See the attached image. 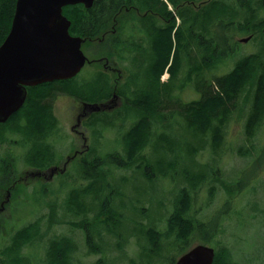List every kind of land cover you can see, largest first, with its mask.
<instances>
[{"label":"rangeland","instance_id":"1","mask_svg":"<svg viewBox=\"0 0 264 264\" xmlns=\"http://www.w3.org/2000/svg\"><path fill=\"white\" fill-rule=\"evenodd\" d=\"M224 1L229 5L228 12H242L240 18L248 22L252 30L248 32L251 35L247 41H239L247 34H234L233 39L237 44L235 51L231 52L232 58L226 57L217 67L207 70L205 73L210 79L228 72L241 56L260 54V59L264 56V25L261 22L264 10L261 0L252 3L256 10L254 13H248L245 7L242 8L234 0ZM168 6L172 9L171 5ZM125 15L134 17L135 13L129 11ZM159 19L162 21L161 17ZM82 49L86 50L89 57L97 56L87 48L86 43ZM190 53L194 56L192 47ZM149 58L150 55L148 61ZM182 63L179 77L175 79L171 91L175 97L173 91L177 87V98L190 101L198 98L201 91L193 81L188 80V61L184 59ZM119 66L123 68L122 77L114 82L107 73L109 81L106 85L98 82V87L108 88L110 95L115 86L121 103L112 112H94L93 115L100 119L96 127L88 126L87 119L80 128L85 131L87 144L92 148L90 152L102 157L111 151L124 152L122 134L125 135L139 117V109L137 111L127 100L137 97L136 88L141 82L140 77L146 76L145 72L139 63L137 66L125 65V62L120 61ZM126 66L131 69L130 74ZM92 69L93 72L102 70L86 63L76 76L81 96L86 100H92L98 90L84 81L92 75ZM169 75L168 69H165L160 76L161 82L166 81ZM182 81L188 84L180 89ZM254 81L255 78L251 79L239 92L236 104L222 127V139L218 147L215 150L211 148L208 135L204 147L191 155L192 159L187 149L197 146L198 140L191 135L190 129L181 119V109L163 103L162 108L145 118L151 135L142 150L144 158L150 161L161 159V165L154 162L151 168L144 163L139 168L134 163L124 166L119 161L117 165L109 163L100 166V169L107 170L106 180H101L100 184L102 187L106 185L103 188L108 194L113 190V195H105L104 191L100 198L89 195L83 197L82 190L79 201L88 211L86 215L75 216L67 207L71 190L76 192L96 180L86 176L85 169L89 167L83 163L84 160L91 162L90 152L71 158L65 172H56L51 178H38L34 173L36 167L23 162L27 147L14 145L17 136L11 135L8 141H0V155L7 157L9 153L15 154L16 178L20 179L14 190H0V202L4 200L1 203L3 209L0 210V249L7 245L16 229L37 221V239L22 250V260H29V264H50L49 257L46 258L47 247L51 240L60 238L71 241V249L65 253L69 264H95L97 261L102 264H136L133 252L137 248H145L147 228L162 231L170 227L169 216L178 194L181 189H186L191 195L190 212L197 218V222L203 223V227L197 224L191 227L195 231L191 242L210 236V242H199L209 243L215 248L225 245L231 252L232 260L239 264H264V119L252 136L245 133ZM161 95L164 98L163 92ZM83 98L62 94L53 99L52 111L57 119V133L49 142L57 157L49 165L58 163L61 166L72 149L81 148V140L71 131L70 126L75 123L79 111L77 99ZM157 113L161 118H151ZM164 148H168L167 151ZM141 161L139 158L135 164ZM184 169L203 176V183L191 189L184 177ZM95 170L99 171V168L95 167ZM145 173H149L151 178ZM102 209H106L103 213L108 216L104 221H101L102 215H97ZM114 209L119 215H114L113 222L111 215ZM87 221H91V224L85 235L82 227H87ZM120 221L121 228L117 230ZM12 256L5 253L0 255V260L3 257V261L6 260L8 264H15Z\"/></svg>","mask_w":264,"mask_h":264},{"label":"trees","instance_id":"2","mask_svg":"<svg viewBox=\"0 0 264 264\" xmlns=\"http://www.w3.org/2000/svg\"><path fill=\"white\" fill-rule=\"evenodd\" d=\"M254 1L234 0L242 8L245 7L248 13L256 11L252 7ZM261 2L262 10H264V0ZM131 4H137L141 14L146 12L143 17L148 18L147 23H143L141 17L136 15L134 17L125 15L132 11ZM168 5H171L172 9ZM228 7L229 5L224 0H94L88 8L82 3L67 4L62 7L63 14L70 20L69 32L85 37L86 41L115 23L123 28V32L130 30L131 37V28L135 32H142V40L139 43L142 48L139 50L145 55L139 65L142 66L146 75L140 77L141 82L136 88L137 97L127 100L132 103L133 108L139 109V117L125 135L122 134L124 152L111 151L102 157L90 152L92 149L90 148L85 153L90 152L91 155V162L83 161L84 165L89 167L85 169L86 176L96 180L92 185H87L76 192L71 190L67 207L69 212L75 216L86 215L88 212L82 206L83 203L79 201L82 190L84 191L83 197L89 195L98 198L106 191L103 188L106 185L102 187L100 181L106 180L107 170L100 169V166L109 163L116 164L119 161L123 162L124 166H131L134 163L139 168L144 163L151 168L154 162H157L158 166L161 165L163 162L161 159L150 161L144 158L142 150L151 135L148 120L145 118L162 108L163 103L178 106L181 109V119L190 129L191 135L198 140L197 146L187 149L191 157L199 151L198 149L204 147L208 135L211 138V148L215 150L218 147L222 139V127L232 107L236 104L239 92L251 79L255 78L252 84L250 109L245 121V133L249 136L254 134L255 129L264 119V56L263 59H260V54L241 56L228 72L215 75L212 79L208 78L205 73L217 67L226 57L232 58L231 52L235 51L234 47L237 44L233 39L236 32L251 35L248 32L252 30V26L240 18L242 12L240 14L236 11L228 12ZM157 15L162 18V21L156 18ZM145 18L143 19L146 20ZM261 22L264 25V18H261ZM8 27L9 25L7 29ZM191 47L194 56L190 53ZM149 55L150 60L148 61ZM195 56L197 58L192 60ZM119 57L122 59L127 57L124 50L119 52ZM184 59L189 63V66L187 65L188 80L193 81L201 91L198 98L190 101L177 98V87L173 91L175 97L171 91V86H174L175 79L179 77ZM165 69H168L170 75L166 81L161 82L160 76ZM76 76L27 87V95L22 106L5 122L0 123V141H8L11 135H15L18 139L14 145L27 147L23 162L26 161L36 168L46 169L50 161H55L57 153L49 142L57 133V119L52 111V101L60 92L83 98L76 82ZM98 82L101 85L104 84L101 76L91 81L89 86L93 89L98 88ZM161 83L162 86H160ZM187 84L182 81L179 85L180 89ZM162 92L165 100L162 98ZM127 102L125 104L131 106ZM98 121L100 120L97 118L96 120L90 119L88 126L94 128ZM166 149L168 148H164L165 151ZM14 156L15 154L10 153L7 157L0 155V190L7 188L14 190L17 186ZM139 158L142 161L135 164ZM95 167H98L99 171H96ZM82 170L84 172V168ZM185 172L184 177L190 183L191 189L203 183V176L186 170ZM145 175L151 178L149 173ZM107 194L106 191L105 195ZM112 195L113 190L108 196ZM3 202L4 200L0 202V206ZM191 203L190 193L186 189H181L175 207L169 216L170 227L190 229L195 227V224L203 227V223L197 222V218L190 212ZM105 211L106 209L98 211L97 215L103 216L101 221L108 217L106 213H103ZM114 215L115 209L111 215L113 222L115 221ZM37 235V221L16 229L7 245L0 249V255L13 254L12 260L15 264H29V260H22L24 257L22 250L28 245L31 246L32 242L37 239ZM203 238L211 241L210 236ZM47 248L46 258L49 257L50 264H69L65 257V253L71 249V241L68 238L53 239ZM230 253L225 245L216 247L212 264H239L232 260ZM0 264L8 263L6 260L3 261L2 257ZM95 264H102V262L97 261Z\"/></svg>","mask_w":264,"mask_h":264},{"label":"water","instance_id":"3","mask_svg":"<svg viewBox=\"0 0 264 264\" xmlns=\"http://www.w3.org/2000/svg\"><path fill=\"white\" fill-rule=\"evenodd\" d=\"M94 0H16L14 15L6 38L0 45V122H5L23 104L27 87L75 76L87 60L81 45L85 38L69 32L70 20L63 14L67 4ZM250 35L239 41H247ZM91 111L98 103H84ZM78 115H81L79 113ZM79 119V118H78ZM74 126H78L80 120ZM56 166L45 170L47 178L64 172ZM3 206L0 207V210ZM213 246L196 244L183 253L176 264H212Z\"/></svg>","mask_w":264,"mask_h":264},{"label":"flooded vegetation","instance_id":"4","mask_svg":"<svg viewBox=\"0 0 264 264\" xmlns=\"http://www.w3.org/2000/svg\"><path fill=\"white\" fill-rule=\"evenodd\" d=\"M16 0H0V45L6 38L7 32L9 30L14 10H15ZM130 7L132 11H134L137 17H141V21L143 23L148 22V18L146 19L143 17L144 13H140V9L137 4H131ZM145 18L146 20H144ZM159 20V15L156 16ZM9 25L8 29L7 26ZM132 29V37L130 30L124 31L123 28L118 24H111L108 28H106L103 32L99 35L90 37L88 41L82 43L84 45L86 43L87 48L95 55L94 57H89L85 51L83 50L84 54L87 56V60L85 62L89 63L90 65H95L100 67L102 70L98 72H93L92 75L88 76L87 79H84L86 84H90L91 81L96 80L98 76H101L104 80V84L106 85L108 80L107 73H109L112 77L114 82H117L123 75V68L119 66L120 61L125 62L126 64H137L144 59V55L139 50L142 47L139 46V43L142 40L143 33L142 32H135ZM123 32V33H122ZM81 45V48H82ZM143 45L145 46V42L143 41ZM124 50L125 55L127 56L125 59L119 57V52ZM137 63V64H136ZM84 64V65H85ZM83 65V66H84ZM127 67V66H126ZM134 67V66H133ZM125 68V67H124ZM127 69L131 70L129 67ZM103 73V74H102ZM130 74V71H129ZM161 78V77H160ZM86 84L83 88L86 87ZM29 87V86H26ZM97 95L92 98V100L86 99H77L79 103V111L75 116V123L80 120L78 126H74L73 124L70 126V129L73 133L79 136L81 140V148H74L72 151L66 155L65 160L62 162V165L59 164H51L46 169L35 168V176L38 178H47L48 173H45L49 167L56 166L57 169L66 167L69 163L71 158H76L77 156H83L91 147L87 144V137L85 135L84 130H80L83 126V121L87 119L96 120V116L93 115L94 112H112V110L121 103L120 95L116 91V87L108 94L109 89L103 86L98 87V90L95 91ZM67 93H58L57 95H62ZM86 98V97H85ZM84 103H98L100 104V109L97 111H91L89 106L84 107ZM81 113V115H78ZM118 116V115H117ZM153 119L158 120L157 118H161L160 115L157 113L153 117ZM97 120H100L97 118ZM120 120V119H119ZM2 123V122H0ZM74 123V124H75ZM65 172V171H64ZM33 173V174H34ZM20 180V179H19ZM18 178L15 180L16 183L19 181ZM116 215H119L118 212L115 211ZM87 227H82L86 235V230L89 231V224L91 221L86 222ZM121 221L117 230L120 229ZM194 229H181L177 227H166L165 230L160 231L159 229H155L153 227L147 228V235L145 231V235L147 238V244L145 248H137L134 250V255L136 258V264H176L177 259L194 245L202 243L206 245H210L209 243H203L199 241H204L205 239L199 240L197 242H191V236L195 234ZM90 233V232H89ZM207 241V240H205ZM209 242V241H207ZM212 246V245H210ZM215 249V247H214Z\"/></svg>","mask_w":264,"mask_h":264}]
</instances>
